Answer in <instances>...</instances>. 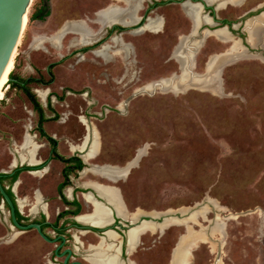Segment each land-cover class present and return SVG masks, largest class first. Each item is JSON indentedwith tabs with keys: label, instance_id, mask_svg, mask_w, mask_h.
I'll list each match as a JSON object with an SVG mask.
<instances>
[{
	"label": "rangeland",
	"instance_id": "obj_1",
	"mask_svg": "<svg viewBox=\"0 0 264 264\" xmlns=\"http://www.w3.org/2000/svg\"><path fill=\"white\" fill-rule=\"evenodd\" d=\"M141 1L52 0L48 4L52 5L50 16L39 21L32 19V15L42 2L33 0L12 72L21 80L41 73L49 79L47 68L56 63L52 70L55 77L52 88L58 95L47 98L44 87L39 85L33 84L30 89L46 109V115L54 117L45 128L59 141L61 154L79 153L85 159L92 146L91 129L97 131L98 150L88 161L85 159L86 166L92 168L73 176V186L93 187L92 182L118 186L131 212L155 211L162 215L184 208L199 210L194 213L196 220L192 219L193 215L189 219L193 228L177 223L163 228V232L159 229V233L153 230L143 233L146 249L141 251L140 257L131 255L132 260L138 264H170L181 240L189 239L190 233L196 232L198 237H203L190 245L185 261L191 259V264H264V59L260 57L264 53L260 46H251L258 43L249 40L248 47L253 55L245 54L233 61L232 58L241 56L243 50L233 51V42L216 34L220 30L206 32L208 37L194 71L206 74L218 66L217 81H209L207 87L188 85L180 91L164 88L160 84L162 80L182 74L178 53L181 40L186 38L185 46L188 47L189 39L185 35L191 28L196 34L201 24L210 23L204 17L208 21L204 20L194 31L192 17L200 8L186 3L184 7L175 4L169 6L172 10L161 8L150 14L168 19L165 33L158 32L163 20L156 18L148 21V30L138 36L129 35V40L139 47L141 61L135 66V70H139L136 78H131L129 65L128 80L118 83L117 79L126 70L125 64L104 63L102 57L90 52L75 54L90 43L92 29L118 22L102 24L104 13L108 12L104 20L123 16L118 23L129 24L136 18ZM206 1L210 4L223 2L219 8L233 4L217 12L233 20L252 8H256V14L264 10L261 8L264 0ZM262 17L255 22L248 20L247 31L243 29L244 38H250V31L256 25L260 26L258 34L262 32ZM95 19L97 22L93 21ZM241 20L246 23L247 18L238 19ZM82 35L87 39H82ZM178 43L174 54L177 60L167 61ZM104 47L106 53H102ZM187 47L184 53L195 56ZM122 48L127 49V46L122 44ZM227 49V53L216 55ZM107 52L108 46H103L98 54L106 56ZM109 76L112 80H108ZM9 81L0 102V173H11L17 167L39 161L49 164L46 171H24L20 176L17 197L26 215L36 205L40 207L41 199L51 203L60 199L57 188L63 180V164L49 160L51 148L41 143L45 140L37 131L38 113L25 92L12 87ZM49 103L55 112L48 109ZM27 135L32 141L29 145L25 143ZM140 150L143 152L137 164L124 178L118 179L126 170L114 178L94 171L95 167L103 165L123 169L137 158ZM32 155L35 163L23 160ZM93 192L97 195V191ZM68 193H64L67 198ZM79 199L84 212L92 213L94 204L86 195L79 194ZM56 211L53 203L48 213L54 216ZM13 232L10 211L0 197V264H52V244L41 239L35 231L19 233L14 242ZM185 233V237L182 236ZM158 235V242H154ZM219 240L224 243L221 256ZM191 246L195 247L192 256Z\"/></svg>",
	"mask_w": 264,
	"mask_h": 264
},
{
	"label": "flooded vegetation",
	"instance_id": "obj_2",
	"mask_svg": "<svg viewBox=\"0 0 264 264\" xmlns=\"http://www.w3.org/2000/svg\"><path fill=\"white\" fill-rule=\"evenodd\" d=\"M146 1L148 3H146ZM50 2H52V0L42 1V5L40 6L39 13L37 17H35V19H38L39 21H45L44 19L50 16L49 11H51L50 7H52V5L51 6L48 5L50 4ZM175 4H180L184 7L185 3L179 2L178 0H142L141 6L139 10L137 11L136 18L133 19L131 23L123 25V23L115 22L107 26L100 27L97 30H94L90 27L93 32L91 35L92 39L90 43L88 45H84L85 47H83L82 49L76 50L75 54H80L81 52H84V53L90 52V53L95 54L96 56L102 57V60L104 61V63L125 64L126 70L124 73H122L119 76L120 79L118 80L117 78H113V79H117L118 83H123L124 80H128L130 68L128 70L127 66L129 65H131V78L132 79L136 78L137 76L135 74H138L139 70H135V66L141 61L139 58L140 57L139 47L137 46V44H135V42H132L129 40V35L138 36L139 34L148 30L146 29L148 21L150 19H156V18H160L163 20V24L161 21L160 30L158 32L165 33L166 28L168 26V19L165 16H162L159 14H156L155 17H151L150 14L156 12L157 10L161 8L162 9L167 8L168 10H172V8L169 6L175 5ZM110 5H113V3ZM215 5L216 4H213L212 7H208L202 13V16L207 17L210 20V23L206 22V23L201 24V26L199 27V31L194 36L195 38L190 37L192 36L191 35L192 28H191L190 33L188 35H185L189 39V46L187 47L188 49L187 51L195 52V56H194L195 64H196L198 55L200 53V50L204 47V44L208 37V36L206 37V32L216 27L227 26L229 32L236 38L241 39L242 44L246 46L247 48H249L248 46H250V44L248 43L247 38H244L243 36V29H246L247 31V23L249 19H251L254 22L256 21L255 19L260 20L259 15L260 13L264 11L262 10L261 12L256 14L255 13L256 8L247 10L241 17L238 18V19H242L246 17L247 21L246 23H244L245 19L241 21H238V19L233 20L229 16H221L217 13L218 10L225 9L228 5H233V4H226L225 7L217 8V10H215ZM263 7H264V4L262 5L261 8ZM142 10H143V13H141ZM97 12L95 13V15L97 14ZM127 16H129V14H127ZM93 21L97 22L96 19ZM262 23L264 24V21H262ZM261 27L263 31L261 32V35H260L261 37H259L260 40L258 44H256L260 47H262V43H263L262 41H264V25H261ZM151 32H154V31H151ZM200 35H201L200 38L205 37V40L203 42L199 41L200 38L199 39L196 38L197 36H200ZM116 39H119L120 41H117ZM63 40L64 38H62V43H63ZM196 42H200L201 44L198 45V43L196 44ZM122 44L127 46V49H123ZM178 45L179 43L173 47L172 51H170V56L168 57L167 61L172 60V59L177 60L174 54H175V50ZM103 46H108V52L106 56H102L98 54V51ZM55 64L56 63H51L47 68V73L50 75L49 79H45V77L43 76V73H41V74H38V76H29L28 78L23 80V83L25 81L28 88H30V86L33 84L44 87V91L47 93V98L50 95H58V93H54L55 91H53V88H52V85L55 82V77L52 71ZM174 75H179V74H174ZM107 78L108 80H112L111 76ZM107 78L105 80H107ZM61 89H65V87H61ZM35 90L38 91L39 89L35 88ZM53 139L57 140L54 136H53ZM44 140L45 142H41V143H44L45 145H49L51 148V157L49 160L59 161L63 164V168L61 171L63 180L60 182L57 188V194L59 195L60 199L58 201L53 202L56 204V207H57V211L55 212L54 216H51L48 213L53 203H51V201H48V200L42 201V199L39 201V204H41L40 207H37L36 205L34 207V210L31 211V213L25 215L21 211L20 205H19L20 201L17 197V187L19 183L17 184L16 187H15V183L17 182V180H20V176L24 171L20 174L19 178L15 182H13L12 191L14 192V195H15V199L13 200L16 203V208H17L16 211L18 210L23 215V218L20 219L17 214L18 221L23 225H29L33 223L40 224L43 232L52 241H46L39 234L36 228H32L30 230L24 231V233L28 231H35L37 235L41 237V239H43L48 244H52V249L50 252V261L52 264H102V262L94 258V255L98 251H102V250L105 251L107 248H109L107 246H110L108 251L111 252V254L116 255L117 259L120 261L121 264H130L129 261L130 262L134 261L136 264H138L135 260H132L130 256L134 254H138V257H140L141 251L146 249V247H144L145 242L142 237L143 234L139 237L138 242L131 248H129V241H128V232L130 228L136 224L134 223V221L137 218L131 219V218L121 217L117 214V212H115L116 210L115 211L113 210L112 208L113 206L109 207L108 205H105L106 202L104 200H101V202L104 204L103 206L109 210L107 223L104 225H96L94 223H88V222L82 221L81 217L87 213L84 212V205L79 199V194H81L82 196L87 195L86 194L87 192H85L84 190L91 189L88 192H90L93 195L94 199L100 200L99 199L100 197L98 198V195L94 194L93 192L94 190L91 187L85 186L84 184H82L81 186H73L71 183L62 189L63 195H65L64 194L65 192L67 193L69 192L68 193L69 197L67 199H64L62 194L60 193V185L64 181V176H63L64 168L70 167L71 182H72L73 176H76L77 174L81 172H85L87 169H89L87 166L83 168L82 170L77 168L79 165V162L75 159L77 157L81 158L83 162L86 164L84 156L80 155L79 153L65 156L59 152L66 159H71V161L62 162L60 160H56L55 158H53V152H52L53 150H52V145H51L52 141H50L47 138H45ZM57 143H58L57 145V149H58L59 147L58 140H57ZM79 151L82 152L81 150ZM100 153H101V149H100ZM47 163L48 161H44V162L39 161L37 164H34L33 166L32 165H26V166H31L37 169H43L49 166V164ZM22 167H25V165L15 168L10 174L12 176L15 175L18 172V170H20ZM37 169H34V170H37ZM43 170L46 171L47 169L46 170L43 169ZM27 171L32 172L31 170H27ZM80 188H83L84 190ZM123 201H124V206H125L126 211L129 214L134 213L129 210L128 205L125 202L124 198H123ZM86 202L89 203L88 201ZM11 225H12V221H11ZM12 228L14 230V232L12 233V241L16 242L19 233H22V232H19V229L16 226L15 227L12 226ZM108 228H111L113 230L111 232V236L106 231ZM159 232H160L159 229L154 230V233H159ZM158 239H159V235L158 237H156V239H154V242H158Z\"/></svg>",
	"mask_w": 264,
	"mask_h": 264
},
{
	"label": "bare ground",
	"instance_id": "obj_3",
	"mask_svg": "<svg viewBox=\"0 0 264 264\" xmlns=\"http://www.w3.org/2000/svg\"><path fill=\"white\" fill-rule=\"evenodd\" d=\"M187 3H189V2H187ZM140 6H141V2L139 4V7ZM107 13H104L102 15V19H101L102 24H109L110 21L122 22V20L124 19L123 16H122V17H119L117 19L104 20V18H105L104 16ZM201 14L202 13H200V11H195L194 12V15L192 17L193 20H194V31L196 30L198 25L200 23H202L204 20L208 21L206 18L204 19V17ZM262 21H264V17H262ZM26 22H27V19H26ZM123 25H124V23H123ZM198 28H197V30H198ZM259 29H260L259 25H256L252 30L250 29L251 31H250L249 40L252 43H258L259 42V40H260L259 37H261L260 36L261 32L258 34ZM216 34H219L226 41H232L233 42V48H232L233 51H236V52L237 51L238 52L241 51L242 46H241L240 42L237 41V40L232 39L230 34L225 29H222V30L220 29L219 33H216ZM85 38L87 39V36L86 35H82V39H85ZM185 39H182L181 42H180V45L178 46L179 59H180V62L182 63V74H181L180 77H175V78H171V79L162 80L160 82V84L162 86H164V88H166V89H172V90H175V91H180L181 89L186 88L188 85H195L197 87H207L209 81L216 80L219 77L220 69H219L218 66H216L214 68V70L211 69L210 72H208L206 74H197L194 71V64H195L194 55L192 53H188L187 55H186V53H184V51H185L184 49H185V47H187V46H185V42H186L187 39L186 40ZM262 42L264 43V41H262ZM199 44H200V42H199ZM102 53H106V47H104L102 49ZM175 56H177V55H175ZM12 68H13V61L11 62L10 66L8 67L7 71L5 72V81H4L3 86H2V88L0 90V102L5 97L4 89H5V85H6L7 81L9 80V75L12 72ZM221 72H222V70H221ZM176 79H178V80H176ZM91 136L93 137L92 138L93 141H92V146H91V149H90L89 153L85 156L86 161H88V159H90V158H92L94 156V154L97 152L98 147H99V136H98L97 131L95 129H93V128L91 129ZM86 142H87V140H86ZM25 143L28 144V145L30 143H32V141H31V139L29 138L28 135L26 137ZM78 148L82 149L83 147H78ZM142 152L143 151L140 150L137 158H135L133 161L129 162L125 167H122L123 169H119V168H117L119 166H115V165H112V166L111 165H103V166L95 167L94 171L96 173H99V174L105 176V177L114 178V177H116L117 175L121 174L122 172H124L126 170V173L124 174V176L119 177L118 179L124 178L128 174V172L130 171L131 167H133L134 165L137 164V160L140 157V155L142 154ZM23 160L31 162V163H35L36 162L34 155L30 156V158H28V159L26 157H23ZM90 185L93 186L96 189V191L99 194V196L104 198L105 202L107 201V202H109V204L111 203L110 205L115 208V210H116V212L118 213L119 216L124 217V218L136 219V218H138V216H140L141 213H143V212L138 210L137 212L129 214L126 211V209H125L122 195H121L120 191L117 188L111 187V186H107V185H103V184H100L98 182H92ZM37 197H38V199H40V197H41L40 194H38ZM86 198H87L88 201H91L94 204V210H93L92 213L83 215L81 217V220L85 221V222H88V223H94L96 225H104V224H106L107 221H108V213H109L108 211L109 210L107 208H105L103 205H101L100 203L92 200V197H90V195H86ZM209 201H210L209 203H214V205L216 207H219L217 203L213 202L212 200H209ZM191 210L184 208V209H180L179 211H181L182 213H187V212H190ZM150 214L154 215V213H150ZM192 217H193L192 219L195 218L194 214H193ZM194 220H196V219H194ZM215 222H216V225L218 226V224L220 222L219 218H217ZM177 223H181V222L178 221V220H174V222H173L172 220L168 219V220H166V222L164 224L154 225V224H150V223H143L141 226H139V227H137L135 229H131L128 232L129 248L133 247L138 242L140 235H142L146 231H149V230H153L154 231L155 229H163V228L169 227L170 225H175ZM210 230H212V229H210ZM213 230H214V228H213ZM190 234H191V236L189 237V239H187V240L182 239L181 240L178 248L175 251L174 258H173V264H180L181 262H184L186 260L187 253L190 250L189 249L190 245L192 243H194L196 240H199L200 238L203 237V236L198 237L196 235V232L190 233ZM209 234H210V232H209ZM109 235L111 236V233H109ZM184 237H182V238H184ZM107 247L110 248V246H107ZM109 248H107L105 251L104 250L98 251L94 255V258L97 259L98 261L102 262L103 264H121L120 261L117 259V256L111 254L108 251ZM130 264H136V263L131 262Z\"/></svg>",
	"mask_w": 264,
	"mask_h": 264
},
{
	"label": "water",
	"instance_id": "obj_4",
	"mask_svg": "<svg viewBox=\"0 0 264 264\" xmlns=\"http://www.w3.org/2000/svg\"><path fill=\"white\" fill-rule=\"evenodd\" d=\"M178 1L179 2H183V3L189 2V3H192L193 5H197L200 8L201 13H203V11L205 9H207L208 7H212L213 6V4L208 3L206 0H178ZM32 2H33V0H0V90H1V88L3 86L4 81H5V72L7 71L8 67L11 64V62L14 60L15 53H16L19 41L21 39L22 33L24 31V28L26 26V19H28V12H29V9H30V6H31ZM221 3H223V2L220 1V2H218L215 5V10H217V8H219V5ZM262 15H264V11L262 13H260L259 18H261ZM220 29H225L230 34L231 38L239 41L241 46H242L243 55L235 56L234 58H232V60H237L240 57L245 56V54L253 55V52L250 50V48H247L246 46H244L242 44V40L241 39L236 38L235 36H233L229 32L227 26L216 27V28H214V29H212L210 31H207V32L208 33H210V32L213 33V32H215L217 30H220ZM198 31H199V28L196 31V34H197ZM196 34L192 33L191 34L192 36H190V37H194ZM204 40H205V37L199 39L200 42H203ZM247 41L249 43V39L248 38H247ZM251 46L253 48H257L258 45H251ZM261 49H262V53H264V43H262ZM228 50L229 49H227L225 52H221V53L216 54V55L225 54V53H227ZM193 53L195 54L194 51H193ZM260 57H262L264 59V54L262 56H260ZM226 63H228V62H226ZM224 65L221 66L222 73H223ZM10 79L11 78L9 77V80ZM159 82H157V83H159ZM144 90H145V88H144ZM30 165L33 166L34 164H30ZM95 165H97V164H95ZM43 169L46 170L47 167L43 168ZM43 169H37V170H31V171L32 172H38V171H41ZM0 176H1V174H0ZM19 181L20 180H17V182L15 183V187L17 186ZM114 181H117V180H114ZM101 184L107 185V186H111V187H115L121 193V189L118 186L111 185V184H105V183H101ZM92 189L96 192V190L94 188H92ZM0 194L3 197L4 204L7 203L9 205V208H10V210H9L10 211V220L12 221V226L13 227L16 226L19 229V232H24V231L30 230L32 228H36L38 230L39 234L46 241H52L43 232L42 227H41L40 224L33 223V224H29V225H23V224H21L18 221L17 211H16V209H17L16 208V203L13 200V198L9 195V193L7 192V187L4 186V184L2 183L1 180H0ZM86 194L87 195H91L93 197V195L90 192H87ZM97 195H98V197L102 198L101 196H99L98 193H97ZM94 200L96 202L100 203L101 205H104L101 202V200H98V199H94ZM105 205H108L109 207H112L107 201H106ZM113 210L115 211L114 208H113ZM196 211H199V210H197L196 208H193L190 212H187V213H182L181 211H178V212H173V211L169 212L168 211L166 213H162V215L159 212H155V211L147 212V213L144 212V213L140 214V216L134 221V223H136V224L133 225L130 228V230L141 226L143 223H150V224H154V225L164 224L166 222V220H168V219L172 220L173 222H174V220H178V221L181 222V224L186 225L187 228L188 227H192L193 228V225L189 224V220L188 219L194 213H196ZM150 213H154V215H151ZM209 227H211V226H209ZM164 230H161V231L163 232ZM106 231H107V233H111L113 230L111 228H108ZM206 232H207V230H206ZM184 235H186V233L183 234L182 236H184ZM208 235H209V232H208ZM208 238L211 239L212 237L208 236ZM223 245H224L223 241L219 240V256H221V254H222ZM196 247H197V245H196ZM194 248L195 247H193V248L191 247V251H190L191 256L193 254L192 252H193ZM174 249H175V247H174ZM173 253H174V250L172 252V255H173ZM172 261H173V259H171L170 264H172ZM129 263H130V261H129ZM218 263H220V260H218ZM180 264H191V259H189L187 261H184V262H181Z\"/></svg>",
	"mask_w": 264,
	"mask_h": 264
},
{
	"label": "trees",
	"instance_id": "obj_5",
	"mask_svg": "<svg viewBox=\"0 0 264 264\" xmlns=\"http://www.w3.org/2000/svg\"><path fill=\"white\" fill-rule=\"evenodd\" d=\"M43 0H40V2H42ZM40 9H36V11L33 13L32 15V19L37 17L38 13H39ZM10 85L14 88H20L21 90H23L25 92V94L28 96V98L30 99V101L32 102L34 109L36 110V112L39 115V122H38V126H37V131L40 134V136L45 139H49L50 141H52V152H53V158H55L56 160H60L62 162H70L71 159H66L64 156H62L58 149H57V140L53 139V136L48 134L45 128L46 123L50 122L51 120L54 119V117H48L46 115V109L43 107V105L41 104V102L37 99V96L35 95V93L32 92V90L30 88H28V86L26 85V82L21 79H18L13 72L10 73ZM48 109L51 112H55V109L52 107L51 103H49ZM75 160H77L79 162L78 165V169L82 170L83 168L86 167V164L83 162V160L81 158H76ZM37 168L31 167V166H25L22 167L20 170H18V172L15 175H11L10 173H0V180L2 181V183L4 184L5 187H7V192L9 193V195L15 199V195L14 192L12 191V185L13 182H15L20 174L23 171H27V170H34ZM70 167L68 168H64L63 169V176H64V181L61 183L60 185V193L62 194V189L71 184V178H70ZM64 199H67V197L65 195H63ZM1 200L3 201V197L0 194ZM6 207L10 210L9 205L7 203H5ZM17 214L18 217L21 219L23 218V215L17 210Z\"/></svg>",
	"mask_w": 264,
	"mask_h": 264
},
{
	"label": "crops",
	"instance_id": "obj_6",
	"mask_svg": "<svg viewBox=\"0 0 264 264\" xmlns=\"http://www.w3.org/2000/svg\"><path fill=\"white\" fill-rule=\"evenodd\" d=\"M49 167V166H48ZM48 167H47V169H48ZM44 170H42V171H38V172H34V173H39V172H43Z\"/></svg>",
	"mask_w": 264,
	"mask_h": 264
}]
</instances>
